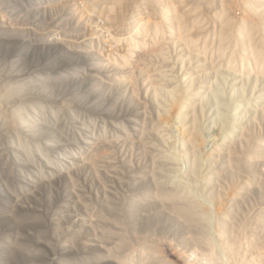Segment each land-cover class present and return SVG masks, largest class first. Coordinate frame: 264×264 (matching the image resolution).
I'll list each match as a JSON object with an SVG mask.
<instances>
[{
	"label": "clouds",
	"instance_id": "obj_1",
	"mask_svg": "<svg viewBox=\"0 0 264 264\" xmlns=\"http://www.w3.org/2000/svg\"><path fill=\"white\" fill-rule=\"evenodd\" d=\"M87 7L105 41H124L118 60L98 52L117 107L139 109L134 129L90 117L73 127L47 77L0 68V159L11 147L31 164L44 151L71 192L91 175L108 179L71 236L53 228L49 248L95 244L105 264H264V0H142L127 21L119 0ZM42 128L65 137L60 161Z\"/></svg>",
	"mask_w": 264,
	"mask_h": 264
},
{
	"label": "rangeland",
	"instance_id": "obj_2",
	"mask_svg": "<svg viewBox=\"0 0 264 264\" xmlns=\"http://www.w3.org/2000/svg\"><path fill=\"white\" fill-rule=\"evenodd\" d=\"M68 1L0 0V68L7 64L47 77L50 102L55 107L64 105L61 114L73 127L78 126L73 117L83 121L90 117L116 122L123 119L134 129L133 118H140L139 109L122 111L117 107L121 92L113 90L109 94V87L103 83L108 73L102 67L98 48L113 60L123 53L111 47L90 22L95 9L87 13L77 8L72 15ZM90 2L93 4L96 0ZM88 58H92L93 68L99 64L95 72L87 65ZM93 87L100 89L97 94L92 93ZM38 135L45 151L60 161L67 147L65 137L44 128L38 130ZM217 142L216 137L209 141L202 136L198 143ZM16 157L20 159L17 173L26 177L24 182L18 174H9ZM3 160H0V194L3 193L2 201L9 205L0 204V264H85V260H90L91 264H105L98 245L82 247L78 253L66 248L53 252L48 241L54 227L63 229L69 236L73 234L76 214L83 207H89L88 201L95 199L94 193H102L108 185L106 176L103 173L91 175L87 185L76 186L71 192L68 177L57 175L44 151L33 150L30 164L23 153L8 147ZM32 180L35 185L30 187L28 184ZM23 189L27 191L22 193ZM95 211L99 212L100 227L111 224V218L103 210Z\"/></svg>",
	"mask_w": 264,
	"mask_h": 264
},
{
	"label": "bare ground",
	"instance_id": "obj_3",
	"mask_svg": "<svg viewBox=\"0 0 264 264\" xmlns=\"http://www.w3.org/2000/svg\"><path fill=\"white\" fill-rule=\"evenodd\" d=\"M91 0H72V2H71V0H69L68 1V4H71V6L68 8V10L70 9V12L72 13V15H74L75 14V11L77 10V8H82V9H84L87 13H89V11H93L94 9H91V8H89V7H87L88 5H90L91 4V2H90ZM108 2L109 3H112V2H114V0H108ZM149 2H152V0H149ZM49 3V2H48ZM119 3L122 5V8H121V10H120V13L123 15V17H124V19L127 21V20H131V19H134L138 14H142V12H143V9L140 7V5H141V3H142V0H119ZM78 5H79V7H78ZM90 18V17H89ZM117 35H113L112 37H111V39H109V40H107V42H109L110 43V45H111V47H113L114 49H116L118 52H120V53H122L121 51H119V49L120 48H122V46H123V43H124V41L118 36V37H116ZM60 42V41H59ZM56 44H57V42H56ZM59 45V44H58ZM62 45V44H61ZM114 45H115V47H114ZM105 46V45H104ZM58 47V46H57ZM111 53H112V51H111ZM81 54V53H80ZM105 55V54H104ZM116 55H118V54H116ZM119 56V55H118ZM117 56V57H118ZM122 56V55H121ZM108 57V56H107ZM110 57H113V56H110ZM101 58V57H100ZM119 58V57H118ZM117 58V59H118ZM116 59V60H117ZM113 60V59H112ZM93 61H92V58L90 59V58H88V61H87V65L91 68V71L92 72H95L94 70H96V69H98V67H99V64L97 63V65H96V67L95 68H93V66H92V63ZM93 89L94 90H92V93L93 92H95V94H97L98 93V91L100 90H97L95 87H93ZM6 158V157H5ZM16 158H18V157H16ZM1 160V159H0ZM3 160V159H2ZM8 160V159H7ZM6 160V161H7ZM4 161V160H3ZM2 162V161H1ZM1 162H0V164H1ZM5 165V164H4ZM6 165H7V162H6ZM5 165V169H7L6 166ZM13 165H14V167L13 168H11L10 167V169H9V174L10 173H16V174H18L19 176L18 177H21L22 178V181L24 182L25 181V179H26V177L24 176V177H22V175H20L19 173H17V171H20V159L18 158V159H15V161L13 162ZM3 166V165H2ZM10 166V165H9ZM9 166H8V168H9ZM49 167V166H48ZM4 169V168H3ZM5 171V170H4ZM7 172V171H6ZM49 172H50V170H49ZM8 173V172H7ZM44 173V172H43ZM48 173V172H47ZM0 174H1V170H0ZM12 177V176H11ZM48 177V176H47ZM56 178V177H55ZM40 180H38V182H39ZM47 181V180H46ZM20 182V181H19ZM30 184H28V186H30V187H32V186H34L35 185V181H30L29 182ZM41 183V182H40ZM39 183V184H40ZM19 184V183H18ZM36 184H37V181H36ZM5 186V190H4V193H6L7 192V190H8V188H7V185L5 184L4 185ZM2 190V191H3ZM27 190H22V193H25ZM2 197H4L3 196V193H1L0 194V204H2V206H8L9 204H6V203H4V201H2ZM18 198V196L17 195H15L14 196V199H17ZM8 200H9V198H8ZM1 206V207H2ZM0 207V208H1ZM3 209H4V207H3ZM2 210V209H1ZM0 210V211H1ZM4 210H8V209H6V207H5V209ZM7 212V211H6ZM12 212V211H11ZM23 214V213H22ZM18 218V217H17ZM20 218V217H19ZM34 219H36V218H34ZM21 220V219H20ZM52 225H53V223H52ZM58 226V225H57ZM54 227V226H53ZM52 227V228H53ZM33 228V227H32ZM3 238V237H2ZM49 238V237H48ZM6 245V244H5ZM4 247V246H3ZM23 247V246H22ZM10 248V247H9ZM13 250V249H12ZM8 253V252H7ZM36 253V252H35ZM10 255V254H9ZM5 256V255H4ZM10 257V256H9ZM3 258V257H2ZM12 258V257H11ZM4 261V260H3ZM9 261V260H8ZM3 263V262H2ZM4 264V263H3Z\"/></svg>",
	"mask_w": 264,
	"mask_h": 264
}]
</instances>
